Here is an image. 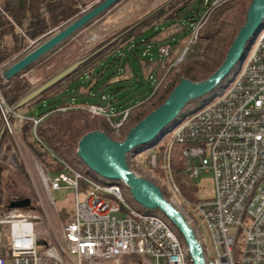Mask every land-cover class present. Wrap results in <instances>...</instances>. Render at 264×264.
Instances as JSON below:
<instances>
[{"label": "built area", "instance_id": "obj_1", "mask_svg": "<svg viewBox=\"0 0 264 264\" xmlns=\"http://www.w3.org/2000/svg\"><path fill=\"white\" fill-rule=\"evenodd\" d=\"M189 1L198 2L201 12L193 19L187 44L172 65L184 60L201 27L230 0ZM4 15L26 36L12 18ZM254 42L245 67L231 87L215 103L179 118L160 156L159 168L176 197L180 192L170 162L174 144L183 146L180 152L186 173L197 176L203 170L212 171L213 196L194 204L208 235L206 249L201 232L193 229L202 246L204 264H264V26ZM159 52L164 57L169 55V46H160ZM13 61L0 64V83L7 80L3 72ZM14 104L5 101L0 85L1 115L18 123L31 120L32 134L43 144L36 134L41 118L17 112ZM86 108L92 116H105L117 137L132 114L125 108L115 118L109 104H88ZM49 152L65 171L47 174L38 163L36 169L48 192L59 189L61 183L74 191L71 218L62 225L59 237L51 241L39 232L42 216L29 207L8 209L0 216V264H6L7 259L11 264H187V248L160 216L129 207L119 184L92 183ZM156 160L153 153L148 161L152 169L157 168ZM152 169V177H158ZM81 180L94 188L81 189ZM50 203L54 205L52 199ZM125 257L133 262H124Z\"/></svg>", "mask_w": 264, "mask_h": 264}, {"label": "trees", "instance_id": "obj_2", "mask_svg": "<svg viewBox=\"0 0 264 264\" xmlns=\"http://www.w3.org/2000/svg\"><path fill=\"white\" fill-rule=\"evenodd\" d=\"M124 1L118 0L109 8L116 7ZM250 2L251 0H230L216 9L214 15L199 30L198 39L189 46L190 50L186 53L184 60L176 65H172L173 61L186 46L184 43L176 40L161 45L169 46L170 53L165 57L160 55V52V54L154 56L146 53L140 54L138 51L145 52L149 45L153 44L156 36L157 38L162 37L163 26L158 28V25L166 23L169 26L178 20H186L191 23L193 19L199 16L201 5L198 2H191L189 0H172L167 4L165 3V6L155 8L149 13H143L141 16L137 13V15L129 18L126 24L115 33L96 43L91 53L85 56L87 58L85 62L73 73L49 87L37 98V100H48L49 105L43 111L34 110L37 114L36 116L41 118L36 127V134L43 144L34 138L31 120H24L18 123L15 118L10 117L9 119L13 124H18L20 136L26 141L36 158H38L42 169L45 172L49 171L53 174L61 172L64 169L63 165L50 156L49 150L63 161L68 162L69 155L71 157L76 155L77 142L80 137L89 131L101 130L110 138L121 140L125 137L130 127L165 100L181 77L188 78L191 81H200L212 74L223 62L230 44L241 25L245 22L246 11ZM85 4L86 0H0V64L10 60L26 48L29 43L28 38L37 39L55 27L61 29L70 21L77 18L80 11L79 6H84ZM146 8L142 9V11L145 12ZM4 13L13 19L26 36L15 29L16 27ZM91 21L83 27L89 25ZM147 31H150V33L146 34ZM189 35H185V41L188 40ZM113 38L114 40L111 41ZM139 44L141 45V49L138 48ZM251 45L252 40L249 39L245 44L239 64L246 56ZM100 47L102 48L97 50ZM43 60H45L44 57H41L16 76L6 81H1L2 95L9 105L14 104L29 92L31 88L29 81L22 74L34 67L36 62ZM162 77L163 80L156 91L157 93L158 91L161 92L157 102L149 105L147 108H143V111L134 120L125 121L122 124L119 137L114 135L110 123L105 116H92L89 113L86 108L88 104H86L84 99L76 100L74 99L75 94L66 95L63 93V90L69 88L70 84L76 81L80 83V86H83L85 89L87 88L84 90L86 94H90L89 90L94 87L102 93L105 86L115 83L117 85L115 90L128 86H133L134 89L136 86L137 88L147 86V90L143 96L138 98L139 100H144L153 90L151 87L152 80L158 81ZM225 78L213 91L203 97L189 101L180 111L178 117L171 124L167 125L155 139L146 145L135 148L134 151L136 153L139 151L144 152L149 147L158 145L172 126L177 124L179 118L197 112V105L201 103L205 104L211 94L222 89ZM143 92L141 91L138 95ZM101 96L105 98V94ZM91 104L101 105L98 103ZM108 104L109 110H113L116 114L115 118H117L118 112L122 109L117 105L113 106L112 101H109ZM61 107H66V109L61 110ZM7 135L6 129H3L0 134V149L5 144V151L9 152L10 145ZM163 148L164 145L160 146L159 150L155 152L157 158L156 170L160 173H162L159 168L161 163L160 156ZM182 148L181 144H174L172 147L170 159L172 175L182 194L190 201H198L199 199L194 194L195 187L191 183V175L186 173L183 167L180 152ZM129 154L131 153H128L127 157ZM151 155V153L147 154L145 158L146 165H148ZM4 174L0 167V183ZM9 177L15 184L20 183L24 185L27 180L24 168L19 162H17L15 168L13 167L9 171ZM86 185L82 180L80 181L81 189H84ZM0 190L2 192L0 194L1 199L4 200V202H0V216L8 210L7 203L10 200L27 197L25 192H19L14 197L8 196L11 193L7 186L5 189L0 188ZM5 194L7 196L3 197ZM146 210L148 214L165 217L159 209L146 208ZM60 213L65 222L72 215V213L65 211Z\"/></svg>", "mask_w": 264, "mask_h": 264}, {"label": "rangeland", "instance_id": "obj_3", "mask_svg": "<svg viewBox=\"0 0 264 264\" xmlns=\"http://www.w3.org/2000/svg\"><path fill=\"white\" fill-rule=\"evenodd\" d=\"M100 1L101 0H86V4L84 6H79L80 11L78 16L91 9ZM171 1L172 0H125L124 2H122V4L116 7L106 9L105 11L97 15L95 18H93L89 25L76 31L75 33L67 37L65 40L60 42L58 45H56L54 48H52L49 52L42 56L45 60L41 62H36L35 66L25 71L22 76L27 78L31 85L30 90H32L33 88L37 87L38 85L46 81L48 78L73 63L74 61L84 58L87 54L91 53L96 43H98L105 37L115 33L118 29L125 25L127 20L132 16L137 15V13H139V16L143 15V13H149L151 10L163 7ZM144 8H146L145 12L142 11V9ZM192 24L193 23H190L186 20H178L176 23H173L169 26H167L166 23L158 25V28L163 26L162 37L157 38L156 36V39L153 41V44L149 45L148 48L146 47L147 49L145 52L140 50L141 45L139 44L138 48H140V51L138 52L140 54L146 53L148 55L156 56L157 54H160L159 47L161 45L173 42V40L184 43V45H186L187 41H185V35H189L192 28ZM15 29L18 31L17 28ZM58 30L59 27H55L54 29L38 37L37 39H30L33 40L34 43L31 44L29 42L26 48H24L20 53L13 56L8 61L17 59L18 57H20L21 55L41 43L43 40L53 35ZM149 33L150 31L146 32V34ZM113 40L114 38L111 41ZM254 46L255 42L252 43L250 49L248 50L246 56L240 62V64L239 62L236 63L232 71L229 72L227 78H225L224 80L223 88L217 91L216 93L211 94L205 104L201 103L197 105V112L215 103L223 94H225V92L233 84L235 78L245 67L247 60L249 59L250 54L254 49ZM102 47L98 48L97 50L101 49ZM162 80L163 77L158 81L152 80L151 87L153 90L149 94V96L144 100H139L138 98L140 96H143V94L147 90V86H141L139 88H137L136 86L135 89L133 86H128L115 90V87H117L115 83H110V86H105L102 93L94 87L93 89L89 90L90 94H86L84 90H86L87 88L85 89L83 86H80V83L76 81L71 83L69 88L63 90V93L66 95L73 93L75 94L74 99H84L86 104L98 103L101 104V106H107L108 102L112 101V105H117L120 109L130 108L132 111L130 121H132L137 118V116L143 111V108H147L149 107V105L157 102L158 98L161 95V92L158 91L157 93L156 91ZM1 81L4 80L1 79ZM141 91L144 92L138 95V93H140ZM102 94H105V98H102ZM37 98L33 99L30 103L20 108H17L16 111L28 117L30 115H37L34 110L43 111L47 107H49L48 100H37ZM9 118L7 121L4 116L1 115L0 110V134L3 129H6V131L8 132L7 138L9 139L8 142L10 145L9 152L5 151V144L0 149V167L2 173H5L2 177L0 188L5 189L7 186L9 188V192L11 193V195L8 194V196L13 197L19 192H25L27 197L31 200V206L28 209H32L34 212L42 216L43 225L39 227V232L42 236L47 237L48 240L53 241L55 237H59L61 227L65 223L64 219H62L61 217L60 212H73L74 191L71 188L67 187L64 183H61V187L57 190H50L49 192L47 191L46 187L42 184L38 171L36 169V163L40 164L38 158H36L31 148L27 145L26 141L23 140V138L20 136L17 126L18 124H13V122ZM177 127V125L172 126L170 131L164 136V139L158 145L154 147H149L144 152L139 151L136 157H133L131 156V154H129V156L127 157V163L130 170H132L136 175L145 177L155 183L160 188L161 192L166 197V199L173 203L184 214L190 226L196 232H201L204 238V247L207 249V231L205 226L203 225L202 220L195 212L194 204L200 202L201 200L210 199L213 196L214 181L212 171L203 170L197 176L191 175V183L195 187L194 194L199 199L198 201L193 202L188 200L182 194L175 180L174 182L176 183L180 194L178 195V197L174 196V193L170 191L168 184L165 182L163 174L158 172L156 169H152L149 165H146L145 162L147 154H153L157 152L160 146L165 145L169 140H171ZM9 158H11L13 162H10ZM17 162H19L23 166L25 175L27 177V180L24 185H21L20 183H13L12 179L9 177V171H11L13 167H16ZM66 163L92 183H96L100 186L109 185L112 183L119 184L121 186V192L123 195L124 203L141 213H148L145 207H142L134 200V198L130 194L129 188L120 180H110L104 178L99 173L90 169L77 155L73 157L69 155L68 162ZM151 169L158 175V177H152V173L149 172V170ZM63 171L65 170L63 169ZM45 173L54 175L52 172L49 171H46ZM93 188L94 186L89 184L84 187V189L87 190ZM0 194H2L1 190ZM5 196H7V194L3 195V197ZM50 199L54 201V205L50 203ZM2 201L4 202V200L1 199L0 196V202L2 203ZM40 203L43 206H41ZM160 217L173 230V232L181 242L182 246L186 247L183 236L179 233L175 226L166 217ZM3 248L5 249V254H7V245L4 244ZM208 257L209 255L207 250L206 258L208 259ZM124 262L133 261L132 259L125 257ZM6 264H11V261L7 259ZM187 264H192L190 257H188L187 259Z\"/></svg>", "mask_w": 264, "mask_h": 264}, {"label": "water", "instance_id": "obj_4", "mask_svg": "<svg viewBox=\"0 0 264 264\" xmlns=\"http://www.w3.org/2000/svg\"><path fill=\"white\" fill-rule=\"evenodd\" d=\"M117 1L102 0L70 21L53 35L14 60L4 70V77L8 80L19 74ZM263 26L264 0H251L246 11L245 22L241 25L230 44L223 62L212 74L200 81H191L188 78L181 77L165 100L130 127L123 139L115 140L101 130H92L81 136L77 142L76 155L90 169L104 178L120 180L129 188L130 194L141 206L162 211L165 217L183 236L192 264H204L202 246L195 236L193 228L186 220L184 214L166 199L155 183L136 175L130 170L127 163V155L132 152L137 154L134 151L135 148L146 145L155 139L167 125L178 117L180 111L189 101L203 97L213 91L229 74L235 64L239 62L246 42L251 39L253 43ZM86 59L84 57L74 61L27 92L15 102L13 108H20L39 97L49 87L73 73ZM30 206L31 200L28 197L10 200L7 203L8 209L27 208Z\"/></svg>", "mask_w": 264, "mask_h": 264}]
</instances>
